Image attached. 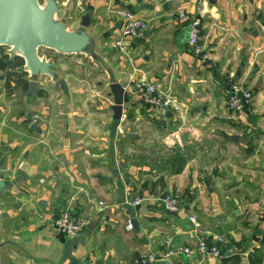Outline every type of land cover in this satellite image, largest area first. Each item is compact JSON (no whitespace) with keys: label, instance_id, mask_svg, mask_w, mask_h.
Listing matches in <instances>:
<instances>
[{"label":"crops","instance_id":"0c3cea01","mask_svg":"<svg viewBox=\"0 0 264 264\" xmlns=\"http://www.w3.org/2000/svg\"><path fill=\"white\" fill-rule=\"evenodd\" d=\"M58 1L57 18L66 14L70 29L89 14L86 31L100 38L127 101L114 121L107 74L84 56L107 96L68 83L70 66L55 61L64 91L41 76L28 95L18 67L0 70V264H131L159 254L165 237L188 257L151 264H264V0ZM177 11L198 18L196 54ZM123 13L147 26L125 55L109 50ZM137 81L166 91L179 110L144 106L132 91ZM229 82L251 95L238 115L225 108ZM175 158L183 160L178 173ZM160 192L178 199L179 212L162 210ZM65 210L95 219L93 229L57 233L54 219ZM199 240L219 258L198 255Z\"/></svg>","mask_w":264,"mask_h":264},{"label":"water","instance_id":"95a60500","mask_svg":"<svg viewBox=\"0 0 264 264\" xmlns=\"http://www.w3.org/2000/svg\"><path fill=\"white\" fill-rule=\"evenodd\" d=\"M60 10L58 0H0V48L4 49L2 56L22 61L17 71L26 75L28 95L34 93L41 76L48 78L58 90H65V83L58 76V68L51 59L39 56L40 49L57 55H82L88 58L96 70L107 74V86L112 97V119L119 121L127 94L114 81L110 67L102 58L100 38L86 31L90 24L89 14L80 15L77 26L70 29L67 27L66 14L57 18ZM101 37L105 38L106 34ZM3 188L4 182L0 179V192ZM94 221L95 219L85 223L84 228L92 230Z\"/></svg>","mask_w":264,"mask_h":264},{"label":"built area","instance_id":"2783aa9c","mask_svg":"<svg viewBox=\"0 0 264 264\" xmlns=\"http://www.w3.org/2000/svg\"><path fill=\"white\" fill-rule=\"evenodd\" d=\"M177 18L186 21L188 23V36H187V47L193 52L197 53L199 51L198 39H199V21L198 18L186 17L181 11L176 12ZM121 17L124 19V23L119 31L117 38L109 43L111 50L125 55L127 52L126 43L128 41H139L142 39L144 32L146 31V22L133 16L130 13H123ZM132 91L136 94L140 102L155 111H171L177 112L179 110L176 102L173 98L156 86L143 82L137 81L132 84ZM227 98L225 101V108L227 111L233 115H238L244 112L248 108L251 95L248 89H246L242 84L237 82H229L227 84ZM39 120L37 115H33L30 118V124L33 126ZM162 208V210L167 214H175L179 212L178 200L175 196L170 194H165L163 192L158 193L155 198ZM140 200L135 199L131 205H136ZM188 222L191 226L196 229L197 223L195 217L188 216ZM84 220L76 216L69 210L62 211L57 218L54 219L53 225L55 231L62 236L72 237L79 233L84 227ZM125 230H131V225L126 224ZM262 231L264 232V222L262 223ZM162 251L159 254L148 253L139 255L134 258L131 264H151L154 262H167L169 258L174 255H183L188 257L189 249L185 247H173L171 238L165 237L161 241ZM195 251L198 255L202 257H213L219 258L218 249L215 246L207 247L201 240L197 242L195 246ZM98 264H106L105 262H100Z\"/></svg>","mask_w":264,"mask_h":264},{"label":"rangeland","instance_id":"374dc122","mask_svg":"<svg viewBox=\"0 0 264 264\" xmlns=\"http://www.w3.org/2000/svg\"><path fill=\"white\" fill-rule=\"evenodd\" d=\"M62 4L63 5L65 4L63 0H62ZM102 42H104V40ZM3 50L4 49L0 48V53ZM109 50H111V49L109 48ZM38 53H39V56L42 55L46 59H51L52 62L55 61L57 64L62 63L65 65H69L70 69L67 70L62 75V76H64V79L68 81V83L77 84L80 81L86 82L90 86H93V88H94L93 90L96 89V92H97V94H99V96L105 97L108 95V93H106V88L104 87V84H103L104 83L103 82V80H104L103 76L101 75L100 72L96 71L94 69V67L87 61V59L83 58V56H77V55L76 56H74V55H72V56L71 55L60 56V55H57L53 52H50V51H47L44 49H40L38 51ZM75 67H77V69H75ZM73 69H75L74 72H73ZM101 80H102V82H101ZM40 81L42 82L41 84L44 83L42 80H40ZM178 204H179V202H178Z\"/></svg>","mask_w":264,"mask_h":264},{"label":"trees","instance_id":"16d2710c","mask_svg":"<svg viewBox=\"0 0 264 264\" xmlns=\"http://www.w3.org/2000/svg\"><path fill=\"white\" fill-rule=\"evenodd\" d=\"M21 65H22V61L19 58H13L11 60H7L6 57L2 55L0 56V70L1 71L14 68V67H19ZM172 162L177 164L175 168L173 169L172 173H178L183 166V160L180 158H175L174 160H172Z\"/></svg>","mask_w":264,"mask_h":264}]
</instances>
